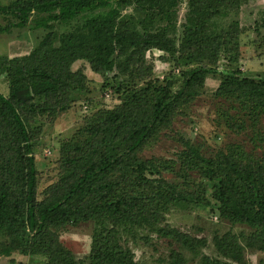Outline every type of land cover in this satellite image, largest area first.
I'll return each mask as SVG.
<instances>
[{
	"label": "trees",
	"instance_id": "16d2710c",
	"mask_svg": "<svg viewBox=\"0 0 264 264\" xmlns=\"http://www.w3.org/2000/svg\"><path fill=\"white\" fill-rule=\"evenodd\" d=\"M243 1L189 0L180 34L181 0H14L0 6L13 19L5 29L44 30L28 54L0 56L9 88L7 95L0 92V258L19 253L46 264H138L122 235L135 237L139 229L194 253L207 245L204 237L162 224L171 206L200 200L162 175L169 163L141 152L201 93L207 76L220 73L221 58L239 60L241 25L232 16ZM151 50L175 57L177 80L131 83L150 70L144 61ZM81 60L99 75L114 72L130 81L116 80L119 105L93 112L63 146L60 177L39 199L33 119L68 110L73 95L87 92L85 70L73 69ZM216 95L255 121L264 116V72L250 76L227 67ZM183 143L186 167L210 182L220 215L251 228L216 234L218 256L203 254L201 264H247L246 248L264 252V162L236 149L207 158L190 140ZM86 222L94 224L92 244L80 259L60 233ZM171 264H186V258L172 251Z\"/></svg>",
	"mask_w": 264,
	"mask_h": 264
},
{
	"label": "rangeland",
	"instance_id": "374dc122",
	"mask_svg": "<svg viewBox=\"0 0 264 264\" xmlns=\"http://www.w3.org/2000/svg\"><path fill=\"white\" fill-rule=\"evenodd\" d=\"M14 0H0V6L8 5ZM189 0H181L178 11V28L184 22ZM237 16L241 25L240 51L238 61L229 62L221 58L217 63L220 73L207 76L205 86L193 101L180 107L172 122L158 136L147 143L141 152L143 158L165 161L168 169L162 175L183 190H189L197 196L199 202L173 205L164 213L163 225L177 228L191 236L204 237L207 245L199 252H191L180 247L171 239L160 237L151 229L141 230L135 235L123 233V244L135 254L138 264H171L172 251H179L186 258V264H201V256L207 254L218 256L213 244L216 234L227 231L249 233L251 228L242 223H233L223 218L218 205L212 197L210 182L196 168H187L182 159L186 147L184 140L199 149L207 158H216L230 149L244 153V157H253L264 162V116L257 120L248 117V113L238 112L229 100L216 95L221 82V72L227 67L239 68L244 75L256 76L264 72V0H244ZM231 19V16H230ZM11 16L0 13V56L14 57L28 54L43 35L42 29L10 27ZM175 57L158 50L148 51L144 65L150 68L131 83L142 85L148 79H158L161 83L181 75V67L175 65ZM196 67L195 64L191 65ZM83 68L88 77L87 92H79L73 97L76 101L66 111L54 115L38 114L33 119V126L38 132L35 137V160L38 169V198L44 197V191L60 177L61 150L63 146L79 133L88 117L100 109H113L121 102V95L113 87L116 80L130 81V77L115 78V73L107 76L93 72L86 61H77L73 69ZM141 70V67H139ZM186 68V66L184 67ZM170 76V77H169ZM169 77V78H168ZM114 83V84H113ZM181 83L176 81L174 89ZM0 92L9 93L5 74H0ZM234 116L228 119L224 113ZM235 147V148H230ZM94 224L80 223L68 226L60 233L62 242L76 255L85 258L92 244ZM247 264H258L264 258V252L246 248ZM11 258L17 264H46L39 256L19 253L11 257H1L0 264H10ZM238 264V263H235Z\"/></svg>",
	"mask_w": 264,
	"mask_h": 264
}]
</instances>
